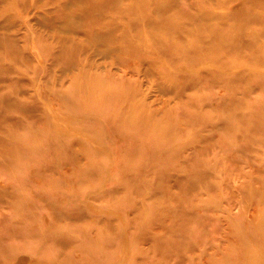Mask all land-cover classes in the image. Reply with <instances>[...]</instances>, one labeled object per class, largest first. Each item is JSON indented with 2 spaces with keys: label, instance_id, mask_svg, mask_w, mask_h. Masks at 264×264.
<instances>
[{
  "label": "rangeland",
  "instance_id": "1",
  "mask_svg": "<svg viewBox=\"0 0 264 264\" xmlns=\"http://www.w3.org/2000/svg\"><path fill=\"white\" fill-rule=\"evenodd\" d=\"M256 46L264 0H0V264H264Z\"/></svg>",
  "mask_w": 264,
  "mask_h": 264
},
{
  "label": "bare ground",
  "instance_id": "2",
  "mask_svg": "<svg viewBox=\"0 0 264 264\" xmlns=\"http://www.w3.org/2000/svg\"><path fill=\"white\" fill-rule=\"evenodd\" d=\"M153 1H155V4L161 9L162 12L164 10L168 11V9H169V13H170L171 7L174 4V0H153ZM135 3H137V1H135ZM168 7H170V8H168ZM198 9H201V5L197 6L196 10H198ZM218 15L222 16L223 14H218ZM198 17H200V18H198V20L200 21L201 20V16L198 15ZM182 31L185 32L186 28L185 27L182 28ZM199 31L197 30L194 33L187 34V36H191V38H189L190 44H195V45H198V44H211V45L212 44H218V48H222V49L223 48H227V49L232 50V46H233L232 43H234L235 40L238 37V36L231 37L229 34H228L229 37H227L226 34H221L222 36L219 35V34L215 35V33H219V32H217L215 27H211L209 29L207 28L204 32H199ZM156 41L161 46L165 44V42H163L162 40H158L157 39ZM166 42H168V41H166ZM32 44H33V42H32ZM123 44H126V43H123ZM188 45H189V42H188ZM127 46H134V44L129 42V44ZM171 46H164L163 48H165V47L169 48ZM185 46L186 45H184V46L182 45V47H185ZM252 57L253 58H251V64H249L247 67H245L244 65H237V64L228 63L226 65V68H228L233 74H237V73H240V72H246V71H249V70H255V71L263 70L264 71V46H256ZM215 59L216 58L214 56L213 57H209V58L204 57L201 60L200 63L203 64V65L214 63V62L220 63V61L215 60ZM86 79H87V77H80L76 81L77 84H76V86H74L75 90L72 91V93H71L72 96L73 97H80L82 101H86V99L89 98V96L92 95L91 93L94 91V93H95V102L98 103L99 105H103L104 107L107 106L108 102H109V100L107 99L108 96H106L107 95L106 94L107 85L105 83H103V82L101 84L98 79H96V81H95V79H92L91 83H89V81H88L84 85L83 81H85ZM126 98H127L126 100L129 99L128 96H126ZM134 103L135 102L130 103V106L128 107L127 110L131 111V108H132ZM136 109H137V106L134 107V110H136ZM80 139L82 140L83 138H80ZM83 142L86 143L85 141H83ZM91 142H94V141L91 140ZM55 214H57V213H55Z\"/></svg>",
  "mask_w": 264,
  "mask_h": 264
}]
</instances>
